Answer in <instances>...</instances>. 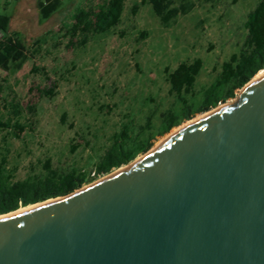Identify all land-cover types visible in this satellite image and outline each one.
Segmentation results:
<instances>
[{
	"label": "water",
	"instance_id": "95a60500",
	"mask_svg": "<svg viewBox=\"0 0 264 264\" xmlns=\"http://www.w3.org/2000/svg\"><path fill=\"white\" fill-rule=\"evenodd\" d=\"M256 74L123 170L0 218V264H264Z\"/></svg>",
	"mask_w": 264,
	"mask_h": 264
},
{
	"label": "rangeland",
	"instance_id": "374dc122",
	"mask_svg": "<svg viewBox=\"0 0 264 264\" xmlns=\"http://www.w3.org/2000/svg\"><path fill=\"white\" fill-rule=\"evenodd\" d=\"M99 1L63 0L44 21L39 19V0L0 4V12L12 16L11 30L46 39L16 73L0 69V109L5 115L18 108L25 124L18 137L0 129V152L8 149L7 167L15 180L42 176L47 162L60 171L91 170L111 135L126 124L132 137L152 140L122 167L188 123L182 120L159 134L163 113L181 108L170 92L168 74L179 62L200 58L194 88L198 99L217 78L222 62L239 50L246 15L258 0H194L197 5L170 27L161 25L147 0H126L121 21L110 33L90 35L85 44H77L80 34L69 30L71 15L76 7ZM134 1L139 3L136 14L131 13ZM240 89L223 102H234ZM199 116L195 112L191 118Z\"/></svg>",
	"mask_w": 264,
	"mask_h": 264
},
{
	"label": "trees",
	"instance_id": "16d2710c",
	"mask_svg": "<svg viewBox=\"0 0 264 264\" xmlns=\"http://www.w3.org/2000/svg\"><path fill=\"white\" fill-rule=\"evenodd\" d=\"M144 2L145 0H141ZM126 0H100L94 5L76 7L72 18L75 34H80L77 44H85L90 35L108 34L121 21ZM163 27H170L176 17L189 13L196 5L194 0H147ZM7 2L5 5H8ZM63 5V0H39L40 21L49 19ZM139 3L134 1L131 13L136 14ZM12 16L0 12V69L16 73L24 63L33 58V50L45 41L43 35L27 37L22 32L11 30ZM245 38L237 52L222 62L220 72L214 82L203 88L195 99L196 77L202 67V60L181 61L168 74L170 92L181 104L178 113L166 111L162 115L159 134H165L182 120L192 117L195 112H203L219 102L235 95L237 89L247 83L256 73L264 69V0H258L248 11L244 22ZM18 108L3 114L0 109V129H9L15 136L25 130L20 120ZM150 125V117L145 126ZM143 128V127H142ZM152 137H132L125 124L110 137V143L93 165L91 170L71 168L60 171L46 163L47 171L42 176H29L15 180L13 171L7 167L5 152H0V215L23 206L45 201L48 198L68 194L99 176L119 168L135 158L137 153L151 146Z\"/></svg>",
	"mask_w": 264,
	"mask_h": 264
},
{
	"label": "bare ground",
	"instance_id": "6f19581e",
	"mask_svg": "<svg viewBox=\"0 0 264 264\" xmlns=\"http://www.w3.org/2000/svg\"><path fill=\"white\" fill-rule=\"evenodd\" d=\"M262 73H264V69H262L258 74H256L255 77H257L258 75H260V74H262ZM236 100H237V99H236ZM229 104H231L230 101H229V102H226L225 104H223V105H221V106H218L217 108L224 107V106L229 105ZM199 117H201V116H199ZM199 117H197V118H196V117H195V118H191V119L188 121V123L186 122L184 125H181V126L178 127L176 130H178L179 128H181V127H183V126H185V125H187V124H189V123L195 121V120L198 119ZM176 130H174L173 132H175ZM173 132H171L169 135H171ZM169 135H167V136H169ZM167 136H166V137H167ZM164 138H165V137H164ZM164 138H163V139H164ZM158 143H159V142H158ZM158 143H157V144H158ZM140 158H141V157H139V158L136 159L135 161H133V162H131V163L125 165V166H122V167L120 166L118 169H116V170H114V171L108 173V174H107L106 176H104V177H108L109 175H112V174H114V173H117V172L123 170L124 168L130 166L131 164H133L134 162H136V161L139 160ZM104 177H103V178H104ZM103 178H101V179H103ZM101 179H99V180H101ZM97 181H98V180H97ZM93 183H95V182H93ZM91 184H92V183H90L89 185L84 186L82 189H84V188L90 186ZM59 198H60V197L50 198V199H47V200H45V201L37 202V203L31 204V205H28V206H23V207H21V208H19V209H17V210H14V211H11V212H8V213H5V214H1V215H0V218L5 217V216H9V215H13V214H16V213H19V212H22V211H25V210H28V209H31V208H34V207L40 206V205H43V204H45V203H48V202H51V201L57 200V199H59Z\"/></svg>",
	"mask_w": 264,
	"mask_h": 264
},
{
	"label": "built area",
	"instance_id": "2783aa9c",
	"mask_svg": "<svg viewBox=\"0 0 264 264\" xmlns=\"http://www.w3.org/2000/svg\"><path fill=\"white\" fill-rule=\"evenodd\" d=\"M7 2H10V0H0L1 5H5ZM3 36V32L0 31V37Z\"/></svg>",
	"mask_w": 264,
	"mask_h": 264
}]
</instances>
